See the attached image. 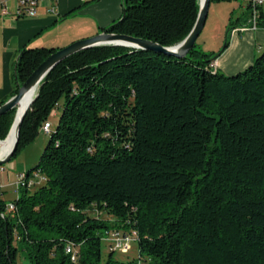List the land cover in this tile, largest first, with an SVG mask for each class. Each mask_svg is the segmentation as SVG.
Segmentation results:
<instances>
[{
	"label": "trees",
	"instance_id": "16d2710c",
	"mask_svg": "<svg viewBox=\"0 0 264 264\" xmlns=\"http://www.w3.org/2000/svg\"><path fill=\"white\" fill-rule=\"evenodd\" d=\"M121 5L104 31L163 46L190 32L199 9L198 0ZM56 50L24 46L0 104ZM217 54L100 45L56 64L20 124L13 155L60 109L13 208L0 197V264L19 255L24 264H264V50L229 75L212 66ZM14 112L0 115V140ZM110 230L135 232L137 256L102 258Z\"/></svg>",
	"mask_w": 264,
	"mask_h": 264
},
{
	"label": "crops",
	"instance_id": "0c3cea01",
	"mask_svg": "<svg viewBox=\"0 0 264 264\" xmlns=\"http://www.w3.org/2000/svg\"><path fill=\"white\" fill-rule=\"evenodd\" d=\"M36 2L35 14L27 16L19 12L18 0H0V101L10 96L16 84V60L24 46L65 47L102 32L122 13L121 0ZM243 6L245 9V0ZM233 7L228 10L226 19ZM260 14L264 20V3ZM247 22L245 14L227 29L226 44L211 62L218 71L228 75L241 71L264 50V26L252 29Z\"/></svg>",
	"mask_w": 264,
	"mask_h": 264
},
{
	"label": "rangeland",
	"instance_id": "374dc122",
	"mask_svg": "<svg viewBox=\"0 0 264 264\" xmlns=\"http://www.w3.org/2000/svg\"><path fill=\"white\" fill-rule=\"evenodd\" d=\"M243 1L244 0H232L230 4H228V1H211L203 29L195 41V48L212 55L219 53L226 44L227 29H229L230 26H233L235 21L242 19L243 15H245ZM231 7H233L231 14L229 18L226 19V14ZM59 113L60 109L55 108L54 113L50 114L48 117L52 131L56 126ZM44 123L45 121L43 124ZM43 124L34 140L19 148L9 162L0 166L2 169V172L0 173V197L8 203H10V201L17 195L16 181L19 175L23 174L26 170L32 169L38 163L44 147L49 140L50 134H46L42 131ZM1 179H3L4 184H2ZM33 180H37V178H33ZM88 212L91 216L97 214L96 212H93V210H89ZM107 253L108 243L105 239H102V258H105ZM113 256L114 258L123 261L136 257L137 246L135 242L129 243V248L126 251H116ZM18 261L20 264H24L23 256L19 255Z\"/></svg>",
	"mask_w": 264,
	"mask_h": 264
},
{
	"label": "water",
	"instance_id": "95a60500",
	"mask_svg": "<svg viewBox=\"0 0 264 264\" xmlns=\"http://www.w3.org/2000/svg\"><path fill=\"white\" fill-rule=\"evenodd\" d=\"M198 4H199V9L192 29L180 42L172 46H163L156 42H152L150 40L141 39L125 34L109 33L103 30L102 32L92 37L74 41L65 47L57 49L56 51L51 53L48 57H46L32 71V73L26 78V80L22 84L18 85L17 92L14 95H12L6 101L0 104V115L8 112L13 108L15 109L14 118L10 126L11 129L16 118V104H18L20 100L31 90L36 88V92H37L38 87L41 81L43 80V78L56 64L61 62L66 57L86 48L100 46V45H121L135 49L150 50L154 53H160L166 56L184 57L187 54V52L194 46L198 35L203 29L208 13L210 0H198ZM35 96L36 93L34 97ZM34 97L29 102L25 111L21 114V116L18 118L16 122V137L14 143L11 149L9 150V152L3 158H0V166L10 161L13 153L17 148V140H18L20 124L25 113L29 109L30 104L34 100Z\"/></svg>",
	"mask_w": 264,
	"mask_h": 264
},
{
	"label": "built area",
	"instance_id": "2783aa9c",
	"mask_svg": "<svg viewBox=\"0 0 264 264\" xmlns=\"http://www.w3.org/2000/svg\"><path fill=\"white\" fill-rule=\"evenodd\" d=\"M246 3L250 5V14L248 16V24L252 29H255L258 27V18H259V12L260 7L264 3V0H245ZM20 10L19 12L25 13L27 16H33L35 14L37 2L36 0H18ZM51 127V123L49 121H45L42 127V131L44 133H49ZM2 172V169L0 167V173ZM32 181L28 180L27 185H31ZM21 185H25V179H24V173L19 175L17 181H16V193L17 188ZM8 208L12 209L13 205L11 203H8ZM106 240L108 243V250H111L113 252L118 251H126L129 248V243L135 242L136 234L135 232H127L122 233L120 231L110 230L106 233L103 240ZM65 252L67 254L72 255V258L74 257L73 247L71 245H67L65 247Z\"/></svg>",
	"mask_w": 264,
	"mask_h": 264
},
{
	"label": "bare ground",
	"instance_id": "6f19581e",
	"mask_svg": "<svg viewBox=\"0 0 264 264\" xmlns=\"http://www.w3.org/2000/svg\"><path fill=\"white\" fill-rule=\"evenodd\" d=\"M36 93V88L31 90L28 94H26L18 104H16V118L15 121L8 132L7 136L4 140H0V158H3L11 149L15 137H16V122L21 114L25 111L26 107L28 106L29 102L32 100Z\"/></svg>",
	"mask_w": 264,
	"mask_h": 264
}]
</instances>
